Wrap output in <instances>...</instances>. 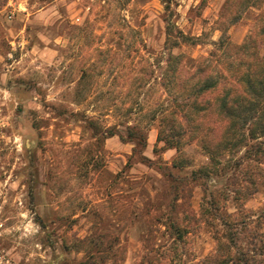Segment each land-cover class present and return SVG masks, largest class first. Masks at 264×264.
<instances>
[{
	"label": "clouds",
	"instance_id": "1",
	"mask_svg": "<svg viewBox=\"0 0 264 264\" xmlns=\"http://www.w3.org/2000/svg\"><path fill=\"white\" fill-rule=\"evenodd\" d=\"M199 2L181 0V8L176 9L181 15L177 26L186 34L185 17ZM227 3L222 0L220 7ZM88 6L98 10L99 23L82 34L85 26L76 27L75 38L67 31L55 37L48 32L57 21L60 25L69 21L70 14L59 11L74 7L69 0H53L42 8L34 4L31 11L26 8L23 19L43 29L35 35L44 47L37 44L26 51L22 39L19 62L5 65L7 71L0 78V139L3 166L8 169L0 181V264H56L42 240L57 228L62 239L84 240L78 252L70 250L68 264H97L87 245L101 232L117 250L104 264H209L219 254L218 235L227 220L244 215L255 222L264 212V189L239 202L232 192L216 216L209 215L204 192L192 189L171 197L161 192L177 149L159 154L155 150L164 143L160 122L174 113L175 97L165 82L166 54L157 62L156 55L145 51L156 34L133 36L136 20L144 12L159 9L148 12L156 19L163 9L148 5L142 10L135 0L124 7L119 0H96ZM209 12L207 28L193 30V37L212 32L219 14L214 7L205 10L201 19ZM32 16L34 20L29 19ZM97 30L103 35H97ZM219 35L214 32L209 39ZM121 36L131 46L127 53L115 46ZM16 47L13 43V51ZM140 68H146L148 75L136 79L134 69ZM21 78L35 86L16 85ZM136 127L144 131L143 149L126 135L127 129ZM32 156V170L40 183L29 195L26 173ZM256 171L264 183V163ZM228 180L225 177V183ZM56 181L63 187L51 196L48 186ZM60 219L68 223L61 227Z\"/></svg>",
	"mask_w": 264,
	"mask_h": 264
},
{
	"label": "rangeland",
	"instance_id": "2",
	"mask_svg": "<svg viewBox=\"0 0 264 264\" xmlns=\"http://www.w3.org/2000/svg\"><path fill=\"white\" fill-rule=\"evenodd\" d=\"M95 2L96 0H79V2H77V0H69V3L74 5V7L70 9L61 8L59 10L61 15H65L66 12L70 14L69 21H65L63 25H60V22L57 21L59 33L57 31V26H53L48 29L50 36L55 37V35L63 34L65 31H67L70 36H73L76 27L85 26L83 29H80V34H82L85 29H90L93 25H97L99 23L96 19L98 10L88 6ZM51 3H53V0H15L18 10L15 12L14 18L8 20L6 18V1L0 0V60H2V63H0V78H2L7 71L5 65L10 67L14 63L19 62L23 54L19 47L22 39L26 41L24 49L26 51H31L33 46L37 44L43 49L44 46L35 35L36 32L42 31L43 29L38 25L28 24L23 18L28 15V12L25 10L26 8L31 11L32 5L34 4L42 8L44 5H50ZM119 3L124 7L132 3V0H119ZM135 3L140 6L142 10L148 5H159L163 9L156 19H152L148 12H157L159 9L152 7L148 9V12H144L136 20V30L133 39L140 37L142 34L151 38L153 37V33H155L154 43L150 46L145 45L146 52L151 55H156L158 57L157 62L165 54L166 57L170 53L180 57L181 65H179V69L182 73H179L180 75L177 76L176 80L172 81L171 88L168 89L175 97L174 100L178 103L184 100L183 97L186 96L191 89V82L193 81L190 74L191 60L207 57L212 51H216L215 58L218 60V64L230 62H233L235 66H238L239 63L240 65L245 64L243 52L237 50L236 47L243 44L250 33L257 31L258 28L262 26V21L264 19V0H229V3L223 4V7H220L222 0H200L197 7L189 8L188 14L185 17L188 24L186 34L185 30L177 26L178 22L181 20V15L176 9L181 8V0H135ZM214 7L218 10L219 19L215 20L213 23L212 32H204L201 38L193 37V30L197 28H207L211 21V12H209L208 17H204L203 19H201V17L204 15L205 10ZM250 9L258 10L261 15H255V13L249 11ZM36 10L39 11V8ZM72 18H74L77 23H73ZM29 19L34 20L35 16L29 17ZM157 20H159V23ZM169 29L170 33L172 31L173 34L170 40H167V31ZM22 31L23 36L20 35ZM177 31H181L185 38H183V40L179 39V45L176 46L173 45L171 41L174 40ZM214 32H219L220 35L215 40H210L209 37ZM96 34L99 36L103 35V33L98 30ZM221 36L227 41V44H224V46L217 51V47L213 46V43L218 42ZM73 38H75V36H73ZM123 40L124 38L121 36L120 40L115 41V46L118 50H123L127 53L128 48L131 46L125 45ZM161 40H163L162 45L160 43ZM255 40V48L258 51V55H264V37L260 34ZM13 43L17 45L15 51H13L12 48ZM108 43L112 44L113 41L109 39ZM141 43H143V41H141ZM49 47L51 48L52 46L49 45ZM161 48L163 52H161ZM54 50L55 49H53V51ZM103 51H105V49L102 48L101 52ZM247 51H252V48H248ZM101 55H103V53ZM9 56H11V59H9ZM215 69L218 70V67H215ZM18 71L19 69L12 70L13 73H17ZM134 71H136V79L148 75V70L146 68L134 69ZM15 83L16 85L26 83L31 87L35 86L32 80L25 81L23 78L17 80ZM0 86H2V80H0ZM12 86L13 81L9 80L8 87L11 89ZM210 110L212 111V109ZM209 120V125L215 124L212 118ZM180 124V127L173 129L171 132V135H175L174 138H171L172 143L165 144L164 142L162 145H159V142H157L159 145L155 150L157 154L169 148L177 149V155L172 161V166L165 172V178L160 184V190L162 193L171 197L172 195L181 193L188 194L191 193L192 189H197L199 192L207 194L208 202L212 194V197L216 200V203H218L219 209L212 210L208 207L207 211L210 216L211 214L214 216L220 215L225 199L233 192L234 182H236V180L239 182L240 180L239 177H233L234 175L232 176L230 172L234 167L233 163L245 155L246 146H241L234 151H227L225 155H221L218 159L219 161L213 162L202 150L199 143L191 140V118L187 121L181 120ZM164 128H170V126H165ZM132 129L139 134H144L143 129L140 127ZM3 131L6 132L7 130L4 129ZM257 133H260V131L258 130ZM259 140L262 143V148H264V138H259L258 141ZM131 141L136 143L139 149H143L139 137L133 138ZM245 143H247V141ZM4 154L3 142L2 139H0V181L5 178L4 173L8 171V169L3 166ZM30 159V169L27 170L26 173V182L29 184V195L32 194L36 186L40 183V177L36 176L32 170V165L35 164L34 156L30 157ZM204 172H206L207 177L203 176ZM225 177H229L227 183H225ZM48 187L49 194L55 196L58 195V190H62L63 186L59 181H56ZM262 189H264V186H258L255 193ZM250 197L243 198L241 195L235 194L234 199L235 202H239L240 200ZM25 205H30V201H28L27 198L25 200ZM260 221L261 220L257 218V220L253 222L244 215H241L239 219H229L225 222V227L221 230L219 235L225 237L226 235L237 233L236 238H238V246L242 248V251L248 253L255 261H264V256H255L253 254L254 248L260 247V249L262 248L264 251V223ZM58 222L61 227L68 223L66 219H60ZM59 232L60 228H57L56 231L46 234L42 243H44L46 247L51 248L52 258L56 261V264H68L67 256L70 254V250L78 252L81 247L84 246V240L83 237H81V240L78 242L62 239L61 235L57 234ZM57 245H59V247H57ZM87 246L98 258L97 264H104V261L109 257H114L117 251L110 245V238L105 236L102 232L97 234L95 238L90 239ZM57 252H59L60 255H57ZM61 256H63L64 259H61Z\"/></svg>",
	"mask_w": 264,
	"mask_h": 264
},
{
	"label": "trees",
	"instance_id": "3",
	"mask_svg": "<svg viewBox=\"0 0 264 264\" xmlns=\"http://www.w3.org/2000/svg\"><path fill=\"white\" fill-rule=\"evenodd\" d=\"M172 34L169 29L167 40H170ZM260 34L264 37V19L262 26L250 33L243 44L236 47L243 52L245 64H218L216 51H212L207 57L191 60V89L181 102L174 100V113L160 122V140L170 144L171 138L175 137L171 135L172 130L180 127L181 120L187 121L191 118V140L198 142L213 162L219 161L221 155H225L227 151H234L245 145V155L233 163L234 167L230 172L233 177L240 179L239 182H234L233 192L243 198L253 195L258 186H264L256 171L259 165L264 163V148L260 140L258 141L259 138H264V55H258L255 48V39ZM183 38V33L177 31L171 42L177 46L178 40ZM224 44H227V41L221 36L213 46H216L218 51ZM250 47L252 51L249 52L247 49ZM166 59L168 74L165 82L170 89L172 81L182 73L179 69L181 60L178 55L171 53ZM215 67H218V70ZM210 118L215 124L209 125ZM165 126L170 128H164ZM258 130L260 133H257ZM126 132L130 140L139 137L140 144L144 147L143 133L139 134L132 128ZM203 176L207 177L206 172ZM210 198L209 208L218 210V203L212 194ZM258 218L264 223V213ZM236 234L225 237L218 235L222 241L219 254L210 260L209 264H264V261H255L248 253L242 251L238 246ZM253 254L264 256V251L260 247L254 248Z\"/></svg>",
	"mask_w": 264,
	"mask_h": 264
},
{
	"label": "built area",
	"instance_id": "4",
	"mask_svg": "<svg viewBox=\"0 0 264 264\" xmlns=\"http://www.w3.org/2000/svg\"><path fill=\"white\" fill-rule=\"evenodd\" d=\"M5 8L7 9L6 18L12 20L14 18L15 12L18 10V7L15 4V0H5Z\"/></svg>",
	"mask_w": 264,
	"mask_h": 264
}]
</instances>
